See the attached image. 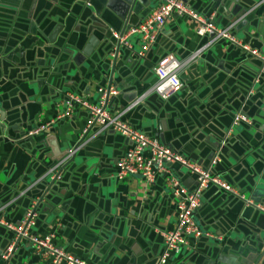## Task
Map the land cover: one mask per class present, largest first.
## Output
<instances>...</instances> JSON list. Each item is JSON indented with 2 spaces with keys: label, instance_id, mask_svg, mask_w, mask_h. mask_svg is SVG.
I'll return each mask as SVG.
<instances>
[{
  "label": "crops",
  "instance_id": "crops-1",
  "mask_svg": "<svg viewBox=\"0 0 264 264\" xmlns=\"http://www.w3.org/2000/svg\"><path fill=\"white\" fill-rule=\"evenodd\" d=\"M183 3L220 29L239 19L233 38L264 55V0ZM120 27L104 0H0V219L17 224L32 207V233H55L57 247L87 264H155L159 234L175 222L166 175L150 184L137 176L117 180L116 162L129 143L106 131L75 150L51 182L48 170L78 145L85 112L76 110L44 133H26L54 118L62 94L95 103L97 89L110 85L117 94L109 113L202 168L216 158L212 174L264 206V72L257 60L216 41L180 70L176 95L140 99L161 57L184 60L209 37L196 36L188 18L174 15L147 52L138 55L131 37L130 48L114 54L110 33ZM236 115L246 122L232 124ZM166 173L186 191L195 187L177 165ZM193 218L208 236L166 264H264V215L243 201L208 187ZM11 244L12 234L0 226V264L36 262L24 241L4 258Z\"/></svg>",
  "mask_w": 264,
  "mask_h": 264
},
{
  "label": "built area",
  "instance_id": "built-area-1",
  "mask_svg": "<svg viewBox=\"0 0 264 264\" xmlns=\"http://www.w3.org/2000/svg\"><path fill=\"white\" fill-rule=\"evenodd\" d=\"M174 15L188 18L195 25L194 33L196 36L207 35L209 37L208 44L199 47L181 61L172 54L161 57L152 69L154 81L140 99L148 95H154L159 100L166 101L176 95L181 88L179 81L180 70L185 65L193 63L208 45L216 41H224L236 47L251 59L257 60L260 64V71L264 72V55L236 40L231 35V31L239 19L223 29L217 28L210 19L191 13L184 5L183 0H157V5L151 8L137 26L124 31L120 36L118 33H110V35L115 40L118 48L124 47L128 49L130 48L128 39L134 37L139 48L137 54L142 55L154 45L159 29ZM117 50L115 45L112 51L115 52ZM96 94L95 103H89L74 93L62 94L61 102L54 118L38 123L26 133L25 137L44 133L48 131L55 121L69 119L76 110H82L85 112L87 119L80 131L78 145L74 149L69 150L62 160L55 163L48 170L49 181L55 182L59 179L61 168L75 153V150L83 147L95 135L106 131L117 134L129 143L127 149L116 162L115 178L117 180L137 176L146 184H150L155 176L164 173L166 175L164 179L165 187L175 199V222L173 229L159 234L161 251L155 264H166L168 259L180 254L183 248L188 247L191 241H197L203 236H208V234L199 230L193 218L195 210L200 205L201 194L208 187H215L222 193L236 197L243 201L245 206H250L264 215L263 205L253 203L251 200H245L230 185L212 174L211 167L217 162L216 158L207 168L196 165L178 153L169 150L155 137L147 136L131 128L122 120V114L109 113L108 103L117 94L114 87L110 85L105 88L101 87L97 89ZM240 121L246 122L242 116L236 115L232 124ZM168 165H177L187 171L193 177L195 187L190 191L183 189L175 177L166 173ZM33 219L34 212L32 207L27 209L23 218L17 224H10L0 219V226L12 234V244L24 241L28 245L30 254L36 258V262L30 264H87L57 247L54 243L55 233L43 235L32 233ZM12 244L7 249L4 258L10 255Z\"/></svg>",
  "mask_w": 264,
  "mask_h": 264
},
{
  "label": "water",
  "instance_id": "water-1",
  "mask_svg": "<svg viewBox=\"0 0 264 264\" xmlns=\"http://www.w3.org/2000/svg\"><path fill=\"white\" fill-rule=\"evenodd\" d=\"M156 1L157 0H104V8L111 11L113 15L117 18V20L120 22L121 27L120 31L118 32L120 36L124 31L137 26L142 21V19L148 14L149 10L152 8L153 3ZM137 6H140L143 10L141 12H137ZM133 20H135L136 23L132 24ZM91 44L92 43H89L86 50L82 52V55H79L80 57H85L87 55V51L89 50V47H91ZM115 45L116 49H118L117 44L114 42L113 47ZM113 47L111 49H113ZM116 53L117 51L114 52V54ZM72 160L73 158L70 159L68 163L72 162Z\"/></svg>",
  "mask_w": 264,
  "mask_h": 264
},
{
  "label": "bare ground",
  "instance_id": "bare-ground-1",
  "mask_svg": "<svg viewBox=\"0 0 264 264\" xmlns=\"http://www.w3.org/2000/svg\"><path fill=\"white\" fill-rule=\"evenodd\" d=\"M66 154H67V153H66ZM65 156H66V155H65ZM65 156H64V157H65ZM64 157H63V158H64ZM71 157H73V155H72ZM63 158H62V159H63ZM62 159H60V160H62ZM60 160H59V161H60ZM69 160H70V159H68L67 162H68ZM59 161H58V162H59ZM67 162H66V164H67ZM66 164H65V165H66Z\"/></svg>",
  "mask_w": 264,
  "mask_h": 264
}]
</instances>
